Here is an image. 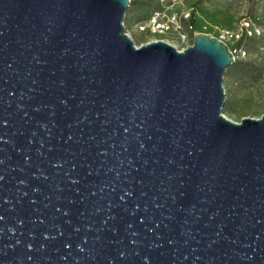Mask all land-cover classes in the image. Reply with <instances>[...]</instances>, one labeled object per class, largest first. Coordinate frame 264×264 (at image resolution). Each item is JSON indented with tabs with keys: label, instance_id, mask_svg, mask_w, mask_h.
Instances as JSON below:
<instances>
[{
	"label": "water",
	"instance_id": "obj_1",
	"mask_svg": "<svg viewBox=\"0 0 264 264\" xmlns=\"http://www.w3.org/2000/svg\"><path fill=\"white\" fill-rule=\"evenodd\" d=\"M128 0H0V264H264V112L234 55L137 45Z\"/></svg>",
	"mask_w": 264,
	"mask_h": 264
},
{
	"label": "rangeland",
	"instance_id": "obj_2",
	"mask_svg": "<svg viewBox=\"0 0 264 264\" xmlns=\"http://www.w3.org/2000/svg\"><path fill=\"white\" fill-rule=\"evenodd\" d=\"M162 4L161 0H136L128 8L123 22L137 45L158 37L138 32L135 24ZM174 9H191V21L198 32L217 37L222 28L240 34L237 39L224 40L234 61L223 75L221 112L235 122L243 117L259 118L264 112V0H182ZM246 21L249 26L244 28ZM168 37L182 45L175 36Z\"/></svg>",
	"mask_w": 264,
	"mask_h": 264
},
{
	"label": "built area",
	"instance_id": "obj_3",
	"mask_svg": "<svg viewBox=\"0 0 264 264\" xmlns=\"http://www.w3.org/2000/svg\"><path fill=\"white\" fill-rule=\"evenodd\" d=\"M135 1L136 0H128L129 7ZM161 1L163 3L161 8L152 11L151 14L146 19L139 21L138 23L135 24L136 30L140 33L156 35L158 37L153 40H159V39L164 40L175 46L177 49L182 50L187 45H190L192 43L194 34L198 33V31L194 29V26L191 21L192 18L191 9H188L186 11L183 10L179 11L174 9L175 5L180 4L182 0H161ZM242 26H245L244 28H247V26H249V22L246 21L244 24H242ZM125 29H126V33L132 38L128 29L126 27ZM170 35L175 36L176 39L182 45L181 46L176 45L168 37ZM208 35L210 34L208 33ZM239 35L240 34L238 32H233L228 29L221 28L218 29L217 38L224 41L225 39H237Z\"/></svg>",
	"mask_w": 264,
	"mask_h": 264
}]
</instances>
